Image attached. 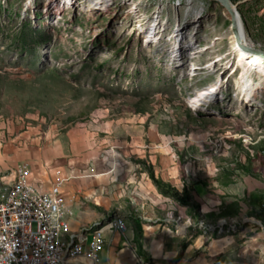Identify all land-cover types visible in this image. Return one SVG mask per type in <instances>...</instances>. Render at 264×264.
Segmentation results:
<instances>
[{"label":"rangeland","instance_id":"rangeland-1","mask_svg":"<svg viewBox=\"0 0 264 264\" xmlns=\"http://www.w3.org/2000/svg\"><path fill=\"white\" fill-rule=\"evenodd\" d=\"M232 1L247 41L264 50V0ZM235 42L217 0H0V117L41 131L119 115L145 118L182 167L198 159L191 166L216 165L221 182L255 186L247 201L232 194L243 203L227 199L225 208L256 205L249 214L261 218L257 230L243 232V216L213 228L248 245L237 264H264V189L257 187L264 185V60L263 70L248 69ZM212 86L217 91L195 107L191 99ZM164 194L169 200L154 205L159 219L200 215L199 204ZM233 219L237 227L218 228Z\"/></svg>","mask_w":264,"mask_h":264},{"label":"crops","instance_id":"crops-1","mask_svg":"<svg viewBox=\"0 0 264 264\" xmlns=\"http://www.w3.org/2000/svg\"><path fill=\"white\" fill-rule=\"evenodd\" d=\"M163 138L145 118L131 115L42 131L37 127L26 130L23 123L9 125L7 118L0 117V191L12 184L19 164L27 167L30 181L39 189L60 187L69 224L63 238L67 241L78 232L84 245V254L68 264L241 263L248 245L242 247L236 235L213 225L220 219L243 216L242 231L255 229L254 223L262 221L249 214L258 211L256 205L254 209L241 206L237 212L225 208L227 199L241 205L243 200L233 197H246L255 186L241 179L240 183L221 182L216 165L192 167L191 162L197 164L198 159L182 167L178 155L163 148ZM154 177L180 192L190 191L200 215L188 220L182 216L159 219L154 205L169 197ZM257 187L264 189V185ZM117 218L124 221V233L114 228ZM95 233L104 238L96 259L89 255Z\"/></svg>","mask_w":264,"mask_h":264},{"label":"built area","instance_id":"built-area-1","mask_svg":"<svg viewBox=\"0 0 264 264\" xmlns=\"http://www.w3.org/2000/svg\"><path fill=\"white\" fill-rule=\"evenodd\" d=\"M15 174L12 187L0 191V264H68L84 254L83 244V252H72L61 234L68 212L60 187L39 189L24 164L16 166ZM14 190H27L30 199H14ZM114 228L125 232L123 226ZM103 244V234L95 233L89 255Z\"/></svg>","mask_w":264,"mask_h":264},{"label":"bare ground","instance_id":"bare-ground-1","mask_svg":"<svg viewBox=\"0 0 264 264\" xmlns=\"http://www.w3.org/2000/svg\"><path fill=\"white\" fill-rule=\"evenodd\" d=\"M62 1H63L64 4H71V3H73V0H62ZM229 17H230V14H229ZM181 33L182 32H181L180 28H177L176 31H175V33H174L175 34L174 36H178L179 37V36L182 35ZM233 34H234V32H233ZM234 37H235V40H236L235 34H234ZM246 44H247L248 47L249 46H251V47L253 46L247 40H246ZM247 46L242 48V47H240L238 45L237 42L234 43V48L237 51L238 59L241 60V61H245L247 63V66L249 68L247 66L246 67L248 69H250V70H252V69H255V70H263V68H261L260 63H261L262 60H264V59H262L264 57L262 55H260V54H257L255 52H253L252 50H250L249 48H247ZM248 82H249V80L246 79L243 82V85L241 87V92L244 95L248 91ZM216 91H217V86H212L208 90L203 91V92L199 93L196 97L192 98L191 99L192 100L191 102L196 107V106H198L200 104L201 100H203L209 94L214 93ZM9 187H12V184ZM14 199L29 200L30 199V192H28L27 190H14ZM123 222L124 221H123L122 218H117L115 220V222H114V225L121 226L123 224ZM225 224L226 225H229L230 226V229H233V228L237 227V225H238L237 221H235L233 219L232 220V223H228V222L227 223H222L221 226H218V228L219 227H222L223 228ZM68 225H69L68 224V219H66L65 224L61 227V234H63V232L67 230ZM214 227L216 228L217 226H214ZM80 238H82V237L81 236H75V233L70 234V238H69V240H67V246H72V252H83V245L79 241ZM97 254L98 253H92V258L96 259L97 258Z\"/></svg>","mask_w":264,"mask_h":264},{"label":"water","instance_id":"water-1","mask_svg":"<svg viewBox=\"0 0 264 264\" xmlns=\"http://www.w3.org/2000/svg\"><path fill=\"white\" fill-rule=\"evenodd\" d=\"M225 9L226 11L230 14V19H231V28L232 31L234 32L235 36H236V42L238 43V45L240 47H246V35H245V30L244 27L242 25V18H241V14L238 11L236 5L234 4V2L232 0H217ZM251 44V43H250ZM253 45V44H251ZM247 48H249L250 50H252L253 52L260 54L264 57V50L255 47L254 45L251 46H247Z\"/></svg>","mask_w":264,"mask_h":264},{"label":"trees","instance_id":"trees-1","mask_svg":"<svg viewBox=\"0 0 264 264\" xmlns=\"http://www.w3.org/2000/svg\"><path fill=\"white\" fill-rule=\"evenodd\" d=\"M154 182L156 185L162 189V191L167 192L171 194L174 198H176L178 201H180L183 204H192L193 207L195 208V205L197 207L198 203L192 200L190 197H185L184 192L178 191L176 188L172 187L169 183L164 182L160 178L154 177Z\"/></svg>","mask_w":264,"mask_h":264}]
</instances>
